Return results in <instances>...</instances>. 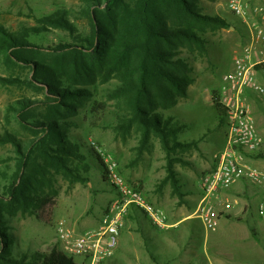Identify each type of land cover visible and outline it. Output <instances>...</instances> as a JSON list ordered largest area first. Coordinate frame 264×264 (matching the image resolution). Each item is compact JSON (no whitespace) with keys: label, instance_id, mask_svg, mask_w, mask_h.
Segmentation results:
<instances>
[{"label":"trees","instance_id":"1","mask_svg":"<svg viewBox=\"0 0 264 264\" xmlns=\"http://www.w3.org/2000/svg\"><path fill=\"white\" fill-rule=\"evenodd\" d=\"M197 1L75 0L72 8L36 19L35 27L11 31L0 25L1 61L9 69L28 71L26 78L9 76L0 78L1 83L43 94L42 100L23 97L7 109L8 117L20 123L31 138L23 145L14 135L0 137V142L12 144L18 156L11 182L0 185V264H88L85 258L56 247L48 253L16 256L7 220L17 213L36 215L41 206L53 202L55 176L71 184L84 182L88 156L83 153L85 146L65 133L71 123L65 121L64 113L72 114L75 103L81 106L82 100L91 97L89 85L113 84L107 98L114 101L121 128L135 130L142 145L151 136L166 146L168 137L175 140L180 125L165 112L186 96L192 83L190 64L208 56L205 35L231 26L222 17L201 13ZM83 22L89 29L86 35L79 29ZM55 30L71 42L60 41L44 49L28 41L30 36ZM263 69L264 64L256 67L258 72ZM219 94L214 91L210 98L221 123L227 111ZM191 147L197 149L195 142L174 141L168 149ZM88 150L105 180L101 159ZM248 158L264 159V145ZM169 175L178 190L172 170ZM129 216L137 220L138 212L131 209Z\"/></svg>","mask_w":264,"mask_h":264},{"label":"rangeland","instance_id":"2","mask_svg":"<svg viewBox=\"0 0 264 264\" xmlns=\"http://www.w3.org/2000/svg\"><path fill=\"white\" fill-rule=\"evenodd\" d=\"M260 1L262 0L253 2L259 4ZM197 3L201 13L222 17L231 26L215 34L205 35L208 56L190 64L192 83L189 93L179 97L176 107L165 112L166 116H172L180 125L175 140L168 137L169 146H166L162 144L161 139L151 136L148 143L142 145L141 136L135 130L125 131L121 128L114 101L107 98L113 84L98 85V87L89 85L91 97L82 100L81 106L75 103L76 109L72 114L64 113L67 116L65 121L71 123L70 127L65 128V133L70 139L83 144L85 146L83 153L88 156L87 172L82 174L84 182L71 184L55 176L53 188L56 196L53 202L41 206L36 215L21 216L17 213L14 218L7 220L16 256L36 252L48 253L54 247L60 250L54 242L57 226L63 224L81 233L97 225L106 207L113 198H116L115 191L103 180V171L97 160L89 154L88 148L98 154L99 158L98 152L111 154L119 164L122 176L139 188L153 206L161 209L165 214L167 209L176 211L182 206V191L192 190L193 198L197 200L196 202L200 201L201 194L196 190V184L202 173L200 171L202 164L213 162L214 155L224 149L226 142V122L220 123L218 120L210 94L214 91L221 92L222 77L232 71L233 57L240 50L243 41H246L248 33L239 18L228 10L227 0H198ZM74 5L75 0H0V25L11 31H16L21 26L35 27L38 24L36 19L39 17L52 14L61 8H72ZM79 29L82 35L89 33L85 22L80 24ZM28 41L44 49L54 47L60 41L71 42L62 31L57 30L30 36ZM9 76L26 78L28 71L9 69L0 59V78ZM256 79L264 88V73H259ZM23 97L42 100L43 94L24 86L22 88L6 86L0 81V137L11 134L26 145L31 138L30 133L11 116L8 117L11 114L7 110ZM248 97L253 119L260 128L261 135L264 136V97L256 92ZM174 141L178 144L195 142L197 149L192 147L168 149ZM92 142L96 146H92ZM17 158L12 144L0 142V185L6 187L11 182ZM170 170L177 178L178 190L173 188V182L169 178ZM243 189L249 200L248 202L245 198L247 208L254 215L255 206L264 203V199H261L264 195L258 194L252 197L245 186ZM167 221L169 224L168 216ZM186 224L180 227L184 233L169 231L167 234L163 231L166 228H154L142 214L138 213L137 220L128 214L120 232L113 260L105 261L103 264H134L135 260L140 264H157L152 257L157 259L161 257L162 264L166 253L171 257V253L178 254L180 248L185 245L194 246L187 241L198 243L201 252L205 251L209 256L214 253L215 244L229 248L235 243L233 239L227 240L223 235L204 230L201 227V220L194 222L197 228L194 235L190 232L185 234L188 232L184 228ZM256 231L261 235L260 246L264 254V227L262 232H259L258 227ZM163 236L164 239L167 238L171 252L170 248L167 250L160 245ZM191 236L194 238H190ZM237 236L234 235L233 238ZM132 237L134 240L129 243ZM136 243L139 246L135 245ZM255 258L264 261L262 257ZM177 262L167 264H179Z\"/></svg>","mask_w":264,"mask_h":264},{"label":"built area","instance_id":"3","mask_svg":"<svg viewBox=\"0 0 264 264\" xmlns=\"http://www.w3.org/2000/svg\"><path fill=\"white\" fill-rule=\"evenodd\" d=\"M253 1L227 0L226 3L228 10L245 27L248 36L233 57L232 71L222 77L219 96L227 111L225 147L214 155L213 169L199 180L201 199L195 215L208 232H215L219 225L221 214L215 206L221 200L222 192L241 181L264 188V170L253 169L244 161L247 155L256 154L264 145L247 97L248 91L264 97V88L256 79L259 73H264V69L261 72L256 70L257 66L264 64V0L259 4ZM91 145L96 146L93 142ZM98 153L104 165L105 181L115 191L116 198L106 207L97 225L77 233L60 224L54 240L60 251L85 258L88 264H103L113 258L125 218L131 209L145 216L156 229L168 226L164 211L153 206L133 183L121 175L116 159L109 153ZM224 206L227 210L231 207L228 202ZM258 214L264 218V204L259 206Z\"/></svg>","mask_w":264,"mask_h":264},{"label":"crops","instance_id":"4","mask_svg":"<svg viewBox=\"0 0 264 264\" xmlns=\"http://www.w3.org/2000/svg\"><path fill=\"white\" fill-rule=\"evenodd\" d=\"M189 91L190 86L187 89V93H189ZM252 93L253 92L248 91L247 97L252 95ZM256 126L260 136L264 140V136L261 135L260 128L258 127V125ZM244 161L247 166L253 169L264 170V159L248 158L247 156L244 158ZM201 168L202 169H200V171L202 172V176L204 173L213 169V162L204 163L202 164ZM199 180L196 184V190H198L199 187ZM244 186L247 191L249 190L250 196L252 197L258 194L264 195V188L249 184L247 183V181H241L229 190L222 192L220 195L221 200L215 206L216 209L220 212L221 217L219 220V225H217L216 231L212 233H215L217 235H223L224 238H227V240H235V243L230 245L231 247L227 248L225 246L223 247L221 245L215 244L214 253L212 254V256H209L205 251H203V253L201 252V248L198 243H192L187 241L189 244H193L194 246L185 245L180 248L178 254L171 253V257H168V253H166L165 258L162 260V264H167L168 262L175 263L176 261H178L177 263L179 264H264V261H262V259L261 261H259V259L255 258L256 256H259V258L262 257L264 259V254H262L261 249L262 247L260 246L261 235L256 231V227H258L259 232H262L264 227V218H262L258 214L259 205L255 206L254 215L252 214L251 210H248V205L245 200V198H247L248 200V197L245 194V189H243ZM182 195V206L178 207L176 211H171L168 209L166 210V214L169 219V224H167V228L163 231H165L167 234L169 231H172V233H184L183 229H181L180 227L187 223L184 228H186L188 232L185 234H189L190 232L194 235L195 231L197 230L194 225V222L196 220H201L195 215L196 208L200 201L196 202L197 200L193 198V191H182ZM261 199L264 198L262 197ZM226 202H228L231 206L228 210L224 208V204ZM249 209L251 208L249 207ZM201 227L204 229L203 223ZM234 235L238 236L236 238H233ZM190 238H194V236H191ZM132 240H134L133 237L129 243H131ZM167 243V238L164 239L163 236L160 245H162L165 249L168 250V248L170 247H168ZM135 245L139 246V244L137 243ZM155 258L157 259V257ZM186 258L189 259V261ZM160 261L161 257L157 259V264H161ZM134 264L140 263L139 261L135 260Z\"/></svg>","mask_w":264,"mask_h":264}]
</instances>
